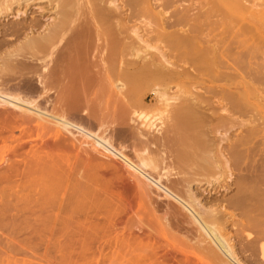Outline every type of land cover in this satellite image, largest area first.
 <instances>
[{
	"label": "bare ground",
	"instance_id": "obj_1",
	"mask_svg": "<svg viewBox=\"0 0 264 264\" xmlns=\"http://www.w3.org/2000/svg\"><path fill=\"white\" fill-rule=\"evenodd\" d=\"M2 158L67 261L264 264V0H0Z\"/></svg>",
	"mask_w": 264,
	"mask_h": 264
},
{
	"label": "rangeland",
	"instance_id": "obj_2",
	"mask_svg": "<svg viewBox=\"0 0 264 264\" xmlns=\"http://www.w3.org/2000/svg\"><path fill=\"white\" fill-rule=\"evenodd\" d=\"M6 155V157L9 155L8 153H5ZM8 154V155H7ZM9 156H11V155H9ZM6 159V158H5ZM4 162V158H2L1 160H0V166H1V164ZM1 168V167H0ZM2 169V168H1ZM1 172V171H0ZM9 183H6L5 185H3L2 184V186H1V188H3V189H1V191L0 192H2V193H6V195L4 194V196H6L7 198H9V197H12V196H9V195H12L11 193L8 195V193L7 192H9L10 191V189H12L13 188V186L11 185V184H9ZM24 185H25V187H26V185H27V183L25 182L24 183ZM6 187V188H5ZM8 188V189H7ZM6 190H9V191H6ZM5 191V192H4ZM12 191V190H11ZM4 196L0 193V204H2L1 202H5L6 201V199L3 201L2 200V198H4ZM10 214V213H9ZM8 213H6L4 216L3 215H1V219H6V217L7 218H9L8 217V215H9ZM8 220V219H7ZM2 221V220H1ZM0 221V224H1V226H2V224L3 223H5V220H3L2 222ZM6 223H7V221H6ZM6 223H5V225H3L2 227L0 226V259H1V261H0V264H75V262H74V258H73V261L72 262H70V261H67V260H65L64 259V255L65 254H67L68 253V249H60L61 251H59V248H58V246L57 245H53V243H50L51 241V237H53V232H51V235L52 236H50L49 234L50 233H48V232H45V234H44V236L45 237H49L50 238V240H49V238L47 239V240H49L48 241V243H45L46 241H44L43 240V235H40L39 233H27L26 234V231L24 230V231H20L19 233L18 232H16V230L15 229H11L10 228V230H9V228H7V227H10V225H8V223H7V225H6ZM23 225V224H22ZM2 229H8V230H2ZM17 231H19V230H17ZM9 232V233H8ZM13 232V233H12ZM25 232V233H24ZM27 232H29V231H27ZM5 233H7V234H5ZM11 234H12V236H11ZM16 234V236H14ZM29 234V235H28ZM31 234V235H30ZM8 235V236H7ZM10 235V236H9ZM20 236V237H19ZM12 237H15V238H12ZM17 237H19V238H17ZM35 237V239H32V238H34ZM39 238V241H38V238ZM6 238V239H5ZM12 238V239H11ZM28 238V239H27ZM29 238H30V240H29ZM6 240V241H5ZM14 240V241H13ZM18 240V241H17ZM30 242H29V241ZM12 241V242H11ZM20 241V242H19ZM19 242V243H18ZM34 244H33V243ZM43 243V244H42ZM3 244V245H2ZM16 244V245H15ZM21 244L23 245V246H21ZM36 244V245H35ZM38 244V245H37ZM48 244H49V246H48ZM51 244H52V246H51ZM8 245V246H7ZM25 245V246H24ZM29 245V246H28ZM31 245V246H30ZM43 245H45V246H43ZM60 245H63V244H60ZM3 246H6L7 248H9L10 249V247L12 246V250L10 249H7V248H5V247H3ZM38 246H39V248H38ZM45 247V248H44ZM30 248V249H29ZM49 248V249H48ZM51 248V249H50ZM16 250V251H15ZM34 250V251H33ZM37 250H39V251H37ZM163 251H164V253H163V251H162V254L165 256H167V252L168 251H170V253L171 254H169L170 256V258L171 259H173L171 262H177V259L175 258L176 256H175V253L172 251L171 252V249H162ZM6 252V253H5ZM37 252V253H36ZM17 253V254H16ZM97 253H99V251H98V249H97ZM30 254V255H29ZM33 254H35V256L33 255ZM174 254V255H173ZM172 255V256H171ZM179 255V254H178ZM39 258H38V257ZM180 256V255H179ZM168 257V256H167ZM168 257V258H169ZM169 258V259H170ZM170 259V260H171ZM175 260V261H174ZM5 262V263H4ZM173 263H171V264H173ZM175 264H177V263H175Z\"/></svg>",
	"mask_w": 264,
	"mask_h": 264
}]
</instances>
